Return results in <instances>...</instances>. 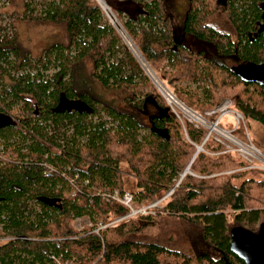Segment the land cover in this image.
I'll return each instance as SVG.
<instances>
[{"label":"trees","instance_id":"16d2710c","mask_svg":"<svg viewBox=\"0 0 264 264\" xmlns=\"http://www.w3.org/2000/svg\"><path fill=\"white\" fill-rule=\"evenodd\" d=\"M260 1L187 0L184 16L172 22L168 0H119L133 8L118 20L186 105L202 112L229 96L264 136V79H243L235 69L264 61V34H246L259 18ZM41 3L36 19L61 22L65 42L46 45L33 59L14 36H0V113L13 121L0 125V264H54L53 256L64 264H243L228 249L229 229L239 224L255 231L264 220V180L253 177L264 173L242 168L232 153L196 152L190 170L204 176L186 175L158 212L94 231L125 212L97 191L127 190L138 203L160 197L193 156L202 130L178 121L94 0ZM86 58L92 69L82 79ZM88 78L126 90V107L97 98L86 87ZM182 81L195 86L183 89ZM60 92L81 98L91 111L53 112ZM49 125L62 127L61 139ZM204 147L218 145L209 140ZM121 162L134 188L125 186ZM40 195L59 202L48 205ZM162 212L195 224L202 242L218 254H188L134 238L144 224L155 226ZM80 216L91 224L77 231L70 222Z\"/></svg>","mask_w":264,"mask_h":264},{"label":"rangeland","instance_id":"374dc122","mask_svg":"<svg viewBox=\"0 0 264 264\" xmlns=\"http://www.w3.org/2000/svg\"><path fill=\"white\" fill-rule=\"evenodd\" d=\"M94 1L96 2V0ZM103 1L106 3V5L109 6V8H111L109 9V11L111 10L110 12L113 14V16L116 15L118 17L116 18L115 16L118 23H119L118 19L120 20L126 19L128 14L131 13V9L133 8V6L132 5L130 6L129 4L126 5V7L123 5H119L118 2L119 0H117L118 3L114 2V0H103ZM41 2L42 0H0V36L1 35H7L10 37L14 36L16 41L19 43L20 47L24 49L23 52H27V55L33 59L37 58L41 54L43 48L46 45L53 42L66 41V33L64 31V26L61 22H40L38 21V19H36V16H38L40 9L42 7ZM105 14L103 13V17L107 22H109L112 25L113 23L110 21L107 14L106 15ZM115 30L121 36V33L119 32L117 27L115 28ZM121 40L122 43L134 56V59L138 64L139 70L148 77L150 83L158 92L156 86L154 85L151 79L150 74L146 71V69L141 64V62H139V59L133 53L130 45L124 40L122 36H121ZM161 63L164 64L165 62L161 61ZM147 66L149 69L153 71V73L157 77L161 76L160 75L161 70H159V68L153 70L148 64ZM79 69L84 71L80 77L82 79H85V76L83 75L85 73H88L89 75L92 69L91 60L88 58L84 59ZM164 69H166L168 72H172V67L171 68L165 67ZM165 73H166L165 76H167L168 73L167 72ZM87 81L89 83V85L86 86L87 89H89V91L92 90L91 92L97 98L101 99L102 101L103 100L108 101L120 109L126 107V102L124 101V97H126L128 94L126 90L122 88H114V89L105 88L101 86L93 78H88ZM179 84L184 87L183 89L186 88L185 87L186 85H188L190 88H193L195 86V83L190 81H182ZM176 97L179 100H181L179 96ZM228 98L230 97L228 96ZM174 108L177 109L176 106H174ZM102 118L106 120L107 124H110V120L108 116L103 115ZM244 122L249 134L248 135L249 138L255 144V146H257L264 153V151L262 150V146H264V136L261 125L254 121L246 120V119H244ZM220 123L221 126L226 129H231L234 126V122L231 120V117L228 115L223 116L220 119ZM48 128L56 134L58 139H61L60 135L57 132H59V129L61 130L62 127L59 128L55 127V130H53L51 129L52 125H49ZM241 131L240 129H237L235 133H238L237 135L241 136ZM190 164H189V169H190ZM120 167L122 170V177L125 180V182H127L125 186L128 185L127 186L128 188H134L133 179L130 176V174L127 173L125 163L121 162ZM230 171L232 170H225L223 171V173H229ZM187 175H191V174H187ZM192 176L197 177V175H192ZM253 177L255 178V180H259V179L264 180L263 174L256 173L253 175ZM182 179H184V177ZM239 181L240 179L234 180V183H238ZM260 205L264 206V202L261 201ZM159 209L160 208L155 209L154 213L158 212ZM90 224L91 223L86 216L73 218L70 222V225L77 231H81L82 229L89 227ZM141 229H142L141 232L138 235H136L134 238L144 241L156 242L165 247L177 249L188 254H195L196 252H207L212 256H216L218 254L216 250H214L211 247H208L202 242V240L198 236V227L195 224L183 220L179 217L166 214L165 212H162L159 215V217L156 219L155 226H152L150 224H144V226H142Z\"/></svg>","mask_w":264,"mask_h":264},{"label":"built area","instance_id":"2783aa9c","mask_svg":"<svg viewBox=\"0 0 264 264\" xmlns=\"http://www.w3.org/2000/svg\"><path fill=\"white\" fill-rule=\"evenodd\" d=\"M96 2L105 14V11L101 4L97 0ZM107 7L109 8L108 5ZM143 61L146 63L144 59ZM152 75L154 76V79L152 77L151 79L156 86L159 94L163 98L165 104L169 107V109L176 116L180 123H183V121H188L195 127L201 129V140L199 143L194 144L195 152L193 156L183 167V169L178 172L176 177L173 179V183L170 184L166 188L164 193L156 199H153L147 203L138 204L135 202L132 193L127 190L119 191L118 189L113 188L105 191H97V195H99L102 200L121 204L125 208V212L113 217L106 223L98 224L95 227L94 231H97L98 229H102L109 225L116 224L122 220L132 218L136 215L154 213L155 209L161 207V202L172 194L183 177H185L187 174L202 176L194 174L189 169V164L191 163L195 153L198 151H203L213 156L220 153H232L244 162L242 168L258 169L264 173V153L257 146H255V144L249 138V134L244 122V117L240 111L232 106V100L230 98L225 97L214 107L207 108L202 112H198L179 100L174 95V93L171 92L168 87L153 73V71ZM155 81H158L164 87L165 94L159 89ZM174 106H176L177 109H175ZM225 115L230 116L231 120L234 122V126L231 129H226L221 126L220 119ZM237 129H240V131L242 130L241 136L243 137L238 136V133H235ZM209 140L217 144L218 147L214 149L211 148L210 150L206 149L204 147V144ZM52 258L54 264H64L56 256H53Z\"/></svg>","mask_w":264,"mask_h":264},{"label":"water","instance_id":"95a60500","mask_svg":"<svg viewBox=\"0 0 264 264\" xmlns=\"http://www.w3.org/2000/svg\"><path fill=\"white\" fill-rule=\"evenodd\" d=\"M235 69L243 79H264V61L239 65ZM91 109L81 98H68L63 92L59 93L55 105L51 108L53 112L85 113H89ZM12 122L8 115L0 113V125ZM37 198L48 205L59 202L58 197L40 195ZM228 249L240 258L243 264H264V220L260 221L255 231L239 224L232 225L229 229Z\"/></svg>","mask_w":264,"mask_h":264},{"label":"flooded vegetation","instance_id":"af4514ba","mask_svg":"<svg viewBox=\"0 0 264 264\" xmlns=\"http://www.w3.org/2000/svg\"><path fill=\"white\" fill-rule=\"evenodd\" d=\"M218 3H223L226 0H215ZM187 0H168V14L170 15V19L172 22L181 19L188 8ZM260 15L259 18L256 19L253 23L251 29L246 31L248 37H258L259 34H264V0L258 3ZM208 246V245H207ZM209 247V246H208Z\"/></svg>","mask_w":264,"mask_h":264},{"label":"bare ground","instance_id":"6f19581e","mask_svg":"<svg viewBox=\"0 0 264 264\" xmlns=\"http://www.w3.org/2000/svg\"><path fill=\"white\" fill-rule=\"evenodd\" d=\"M101 6L103 7L104 11L106 12L107 16L109 17L110 21L118 28L119 32L121 33V36L124 38V40L130 45L133 53L135 54V56L139 59V61L141 62V64L144 66V68L146 69V71L151 74V77L154 79V76L152 75V71L148 68L147 64L143 61L140 53L137 51V49L135 48L134 44H132L129 40V37L125 34L124 30L122 29L120 23H118V21L116 20L115 16H113V14L109 11V8L107 7V5L104 3L103 0H97ZM127 44V45H128ZM155 83L157 84V86L159 87V89L165 94V89L164 87L158 82L155 81Z\"/></svg>","mask_w":264,"mask_h":264}]
</instances>
